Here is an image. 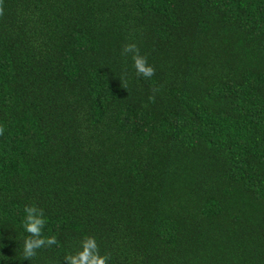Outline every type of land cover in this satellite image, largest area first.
<instances>
[{
	"label": "trees",
	"instance_id": "1",
	"mask_svg": "<svg viewBox=\"0 0 264 264\" xmlns=\"http://www.w3.org/2000/svg\"><path fill=\"white\" fill-rule=\"evenodd\" d=\"M25 205L57 241L30 258ZM88 236L107 264H264V0H0V264Z\"/></svg>",
	"mask_w": 264,
	"mask_h": 264
},
{
	"label": "clouds",
	"instance_id": "2",
	"mask_svg": "<svg viewBox=\"0 0 264 264\" xmlns=\"http://www.w3.org/2000/svg\"><path fill=\"white\" fill-rule=\"evenodd\" d=\"M125 53L133 54L134 66L138 74L150 77L155 69L147 62V58L139 53V49L135 43H128L124 46ZM26 216L24 218L23 227L25 232L31 234L24 240L23 255L30 258L36 255V250L44 245H52L56 243L55 236L45 237L42 231L45 225V217L42 210L36 205H25ZM96 240L94 237L88 236L82 241L81 249L74 254L66 257L67 264H107V257L99 255Z\"/></svg>",
	"mask_w": 264,
	"mask_h": 264
}]
</instances>
